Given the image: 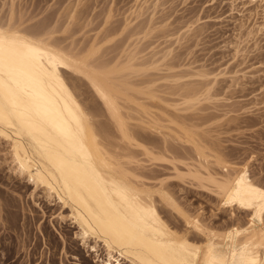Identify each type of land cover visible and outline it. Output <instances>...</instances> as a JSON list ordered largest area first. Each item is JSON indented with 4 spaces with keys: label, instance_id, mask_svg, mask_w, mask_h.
I'll return each mask as SVG.
<instances>
[{
    "label": "rangeland",
    "instance_id": "1",
    "mask_svg": "<svg viewBox=\"0 0 264 264\" xmlns=\"http://www.w3.org/2000/svg\"><path fill=\"white\" fill-rule=\"evenodd\" d=\"M243 3L0 0V23L8 22L12 7V19L24 31L48 38L64 50L88 58L91 55L88 62L105 70L125 65L128 57L134 56L138 71L128 75L124 70V76L119 75L137 93L125 94L138 98L137 102L145 101L150 111L173 120L172 125L163 122L167 129L159 132L155 126L137 123V115H143L120 101L133 112L129 130L147 155L120 138L83 79L71 75L69 86L87 114L91 112L88 115H92L108 150L135 159L137 171L146 182L162 181L163 191L177 208L198 215L208 228L222 234L233 226L244 227L248 214L236 211L230 218L233 208H220L218 199L203 188L208 185L186 175L182 164L197 163L190 144L194 141L208 154L235 167L246 164L250 176L264 188V6ZM198 73H205V79ZM214 76L208 93L211 98L206 101L208 94L206 99L201 96L202 101L186 111L182 104L186 89L199 88ZM176 133L183 141H192H179L173 136ZM4 145L0 142V264H99L75 236L77 229L71 221L61 219L67 210L53 199H45L39 189L34 192L26 179L10 171ZM209 160L213 162V158ZM211 170L224 173L213 164ZM152 199L170 230L178 235L187 233L193 243H204L205 239L190 232L166 201L158 195Z\"/></svg>",
    "mask_w": 264,
    "mask_h": 264
},
{
    "label": "bare ground",
    "instance_id": "2",
    "mask_svg": "<svg viewBox=\"0 0 264 264\" xmlns=\"http://www.w3.org/2000/svg\"><path fill=\"white\" fill-rule=\"evenodd\" d=\"M241 1L244 6H264V0ZM11 8L8 22L0 23V142L7 145L10 171L26 179L34 192L39 189L45 199H53L67 210L61 219L71 221L77 229L75 236L94 254L96 261L264 264V188L250 176L246 164L235 167L187 138L194 142L190 144L198 161L195 165L182 164L185 174L205 182L208 186L202 187L218 199L220 208H233L229 211L230 218L241 211L248 214V221L242 228L233 226L229 232L220 234L208 228L198 215L185 214L163 191L162 181L149 184L137 171L135 159L106 148L92 115L89 116L91 112L88 115L82 108L68 83L71 75L83 79L120 138L147 155L148 151L133 139L129 130V121L133 120V112H129L137 109L144 117L135 116L137 123L155 126L159 132L167 129L163 122L172 125L173 120L166 114L160 116L150 111L145 101L137 102L138 98L127 96L134 90L129 88L123 72L136 73L135 57L129 56L125 65L105 70L102 65L88 62L89 53L88 58L64 50L48 38L24 31L13 21ZM262 31L258 29L259 33ZM197 75L206 77L205 73ZM216 77L199 88L186 89L182 100L186 111L202 101ZM210 98L208 94L206 101ZM120 101L127 102L125 106L131 110L128 112ZM173 136L183 141L177 133ZM211 164L224 173L213 172ZM154 195L177 211L187 229L203 237L204 243H193L187 233L178 235L170 230L159 216Z\"/></svg>",
    "mask_w": 264,
    "mask_h": 264
}]
</instances>
